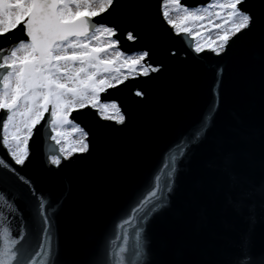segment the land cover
Returning a JSON list of instances; mask_svg holds the SVG:
<instances>
[{"label": "snow or ice", "instance_id": "1", "mask_svg": "<svg viewBox=\"0 0 264 264\" xmlns=\"http://www.w3.org/2000/svg\"><path fill=\"white\" fill-rule=\"evenodd\" d=\"M152 8V0H0V264H240L239 252L210 259L184 244L178 253L180 242L158 246L147 231L154 217L172 207L173 197L192 222H206L217 207L245 223L250 206L264 212V128L255 148L243 111L234 123L214 126L218 84L212 116L195 133H182L187 146L173 158L172 170L164 178L154 175L151 191L132 209L138 212L134 238L125 230L123 242L113 247L106 238L109 221L91 245H60L56 216L64 198L45 179L102 157L110 134L145 106L172 64L187 59V52L180 59L165 40L199 38L191 44L195 57L209 52L219 58L234 48L254 51L264 65V0L196 6L159 0L155 15ZM101 14L111 22L93 19ZM122 41L137 47L122 51ZM217 72L222 76L223 69ZM260 104L264 107V86ZM42 128L49 130L54 153L32 146ZM203 156L210 167H201ZM189 166L181 188L180 172ZM132 221L128 216L121 223ZM244 235L250 237L247 228Z\"/></svg>", "mask_w": 264, "mask_h": 264}, {"label": "water", "instance_id": "2", "mask_svg": "<svg viewBox=\"0 0 264 264\" xmlns=\"http://www.w3.org/2000/svg\"><path fill=\"white\" fill-rule=\"evenodd\" d=\"M179 2L196 6L209 0ZM152 5L155 15L159 0H152ZM93 19L112 20L104 14ZM192 43V38L187 35L165 40V46L175 47L180 59H184L180 54L187 52V59L182 64H172L145 106L125 127L110 134L102 157L94 156L86 166L74 163L45 179V186L54 195L64 198V206L56 216L62 247L91 245L109 221L106 238L113 247H119L123 242L125 230L134 238L132 229L138 212L132 209L151 191L149 185L154 183V175L164 178L172 170L173 158L179 157L187 146L182 133H195L212 116L217 84L220 108L213 125L234 123L243 111L248 126L255 133L253 146L259 147L260 131L264 128V107L260 104L264 65L254 51L242 53L236 48L219 58L209 52L195 57L191 53ZM119 47L122 51L134 50L137 45L122 41ZM221 68L222 76L217 72ZM47 134H50L49 130L42 128L31 141L32 146L35 149L42 145L44 154L54 153V142L47 139ZM200 164L207 168L212 161L203 156ZM33 168L35 170V164ZM190 175L191 166L180 172L181 188ZM21 207L25 206L22 204ZM117 210H120L119 215L113 218ZM25 211L27 214L29 209ZM39 211L37 204L34 214L38 215ZM246 215L247 223L232 211L217 207L206 222H192L178 207L177 197H173L172 207L154 217L147 231L155 245L163 247L170 241L180 242L178 253H182V245L187 244L201 250L206 258L227 260L239 252L240 264H264V212L258 205L250 206ZM128 216H132L133 221L121 223ZM246 228L250 237L242 236Z\"/></svg>", "mask_w": 264, "mask_h": 264}, {"label": "rangeland", "instance_id": "3", "mask_svg": "<svg viewBox=\"0 0 264 264\" xmlns=\"http://www.w3.org/2000/svg\"><path fill=\"white\" fill-rule=\"evenodd\" d=\"M209 35H214V33L213 32H209ZM193 41V40H192ZM193 42H199V38H197V40L196 41H193Z\"/></svg>", "mask_w": 264, "mask_h": 264}]
</instances>
